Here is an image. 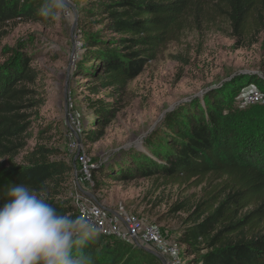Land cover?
I'll return each instance as SVG.
<instances>
[{"label": "trees", "instance_id": "16d2710c", "mask_svg": "<svg viewBox=\"0 0 264 264\" xmlns=\"http://www.w3.org/2000/svg\"><path fill=\"white\" fill-rule=\"evenodd\" d=\"M42 3L0 0V39L15 21L53 26L56 21L38 15ZM78 10L85 51L79 73L94 81L93 96L123 91L203 12L227 23L236 49L260 39L264 45V0H87ZM34 42L6 49L9 56L0 65V207L7 187L23 184L42 191L58 213L75 217L78 210L63 196L76 169L58 158L60 151L37 145L17 161L45 106L34 87L39 73L32 67L33 56L27 55ZM252 84L264 93L263 79L236 76L167 114L164 131L146 142L151 156L135 155L131 169L116 172L97 165L91 170L95 193L109 180L207 183L194 204L181 201L170 210L187 214L179 237L184 264H264V105L243 107L237 99ZM87 102L96 129L84 134L95 142L104 136L116 109L102 99ZM84 251L93 264H162L138 245L100 234Z\"/></svg>", "mask_w": 264, "mask_h": 264}, {"label": "rangeland", "instance_id": "374dc122", "mask_svg": "<svg viewBox=\"0 0 264 264\" xmlns=\"http://www.w3.org/2000/svg\"><path fill=\"white\" fill-rule=\"evenodd\" d=\"M73 3L75 11L70 20L61 18L53 26L15 21L2 30L0 65L9 56L5 55L6 49L22 41H35L27 55L33 56L32 67L39 73L34 87L45 100L33 122V136L17 161L21 162L37 145L57 149L61 153L58 158L76 169L63 197L67 195L77 210L79 205H100L113 212L123 207L146 225L159 228L163 245L156 252L165 254V262L173 259L167 249L175 247L184 264V246L179 237L187 214H172L170 210L177 202L194 204L203 196L207 183L192 180L174 185L161 178L109 180L102 192L95 193L91 170L90 177L82 171L79 155L84 154L92 166L116 172L131 169L135 155L151 156L146 142L164 131L167 114L202 99L208 91L236 76L254 75L264 80L263 39L252 47L236 49V39L227 23L203 12L123 91L112 95L109 90L93 96L90 88L94 81L79 73L85 52L81 45L84 33L78 22L75 24L78 9L87 0ZM254 89L258 87L253 84L243 88L237 99L240 101ZM88 99L114 103L116 109L104 136L95 142L84 134L96 129Z\"/></svg>", "mask_w": 264, "mask_h": 264}, {"label": "clouds", "instance_id": "9594fccd", "mask_svg": "<svg viewBox=\"0 0 264 264\" xmlns=\"http://www.w3.org/2000/svg\"><path fill=\"white\" fill-rule=\"evenodd\" d=\"M73 0H43L38 15L70 20ZM0 207V264H93L85 252L99 229L91 215L60 214L42 191L9 185Z\"/></svg>", "mask_w": 264, "mask_h": 264}, {"label": "built area", "instance_id": "2783aa9c", "mask_svg": "<svg viewBox=\"0 0 264 264\" xmlns=\"http://www.w3.org/2000/svg\"><path fill=\"white\" fill-rule=\"evenodd\" d=\"M240 102L243 107L264 105V93L254 89ZM79 161L82 171L89 176V170L95 166L90 165V160L84 154L79 155ZM78 214L86 216L90 214L97 224L100 235L135 245L139 243L155 251H157L156 248H161L163 245L162 233L158 227L146 225L138 217L127 213L123 207L113 212L100 205H79ZM167 252L173 256V259L167 261L166 264H181L175 247H169Z\"/></svg>", "mask_w": 264, "mask_h": 264}, {"label": "water", "instance_id": "95a60500", "mask_svg": "<svg viewBox=\"0 0 264 264\" xmlns=\"http://www.w3.org/2000/svg\"><path fill=\"white\" fill-rule=\"evenodd\" d=\"M76 22H78V17L77 16H76L75 24H76ZM136 245H138L139 247H142L143 249H145L146 251H148L150 254H152V255L160 258L161 261H162V264H166L165 260L163 258H161L160 255L155 250L150 249V248H148L146 246L140 245L139 243H136Z\"/></svg>", "mask_w": 264, "mask_h": 264}, {"label": "crops", "instance_id": "0c3cea01", "mask_svg": "<svg viewBox=\"0 0 264 264\" xmlns=\"http://www.w3.org/2000/svg\"><path fill=\"white\" fill-rule=\"evenodd\" d=\"M157 253L160 255L161 258H163V256L165 257V254H163V253L161 254V253H159V251Z\"/></svg>", "mask_w": 264, "mask_h": 264}]
</instances>
